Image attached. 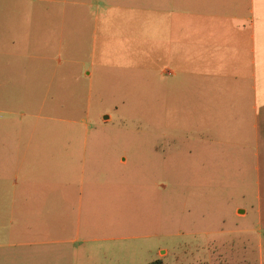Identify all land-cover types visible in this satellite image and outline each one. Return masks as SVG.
Masks as SVG:
<instances>
[{"label": "rangeland", "instance_id": "1", "mask_svg": "<svg viewBox=\"0 0 264 264\" xmlns=\"http://www.w3.org/2000/svg\"><path fill=\"white\" fill-rule=\"evenodd\" d=\"M204 19L200 24L208 29L206 15ZM46 26L44 36L54 32ZM135 27L138 47L133 53L121 54L126 38L120 37L115 47L117 27L109 33L113 37L102 42L91 89L89 81L69 77V71L72 77L85 70L83 66L44 62L39 82L46 90L54 78L53 90L34 138L39 158L43 149L39 180L47 195L57 196V182L74 180L68 160L79 148L74 147L78 138L89 137L81 236L74 243L70 241L76 235H50L45 240L61 241L60 264H152L158 260L164 264H264L254 156L243 150L215 156V146L209 143H194L197 149L189 152L188 137L215 135V88L203 92L197 84L203 109L196 117H191L196 107L182 115L180 82L159 77L151 68L146 14L139 15ZM6 32L17 42L7 46L10 58L0 67V101L6 95L12 100L8 105L16 108L8 123L11 129L21 118L27 123L24 135H28L30 161L35 156L31 126L35 119L32 110L22 106L30 107L36 100L32 101V81L23 71L32 65L26 55L41 47L34 43L25 47L18 29ZM66 67L75 71L64 72ZM62 104L79 107L70 110ZM71 117L85 118L84 126L58 122ZM100 183L107 186L96 188ZM94 199L105 204L102 211L107 207L109 212L91 214L86 207ZM246 209L244 218L239 212Z\"/></svg>", "mask_w": 264, "mask_h": 264}, {"label": "crops", "instance_id": "2", "mask_svg": "<svg viewBox=\"0 0 264 264\" xmlns=\"http://www.w3.org/2000/svg\"><path fill=\"white\" fill-rule=\"evenodd\" d=\"M143 14L148 24L151 68L159 77L180 82L181 114L196 107L191 116L196 117L203 109L198 87L203 92L215 88V135L188 137L189 152L197 149L194 143H209L215 146V156L237 155L240 150L254 156L259 225L264 229V0H0V67H5L10 58L11 42H17L6 31L18 29L25 47L33 43L41 47L26 55L32 65L23 71L25 78L32 81V101L36 100L30 107L22 106L32 110L31 118L35 119L34 124L31 122L35 156L30 161L28 135H24L27 123L21 118L11 129L8 123L16 108L8 105L12 100L6 95L0 101V264H60L61 241L50 242L45 237L76 235L70 241L74 243L81 236L89 137L85 134L78 138L74 147L79 148L68 160L74 180L57 182V196L47 195L39 180V159L42 167L44 154L40 149L39 158L34 136L54 82L51 79L46 90L42 80L39 82L44 62H58L61 67L63 61L68 66H83L85 70L72 77L69 71V77L89 81L91 89L102 42L111 39L109 33L117 27L115 47L120 37L126 38L128 44L124 43L121 54L133 53L138 47L135 25ZM204 15L210 22L208 29L200 24ZM45 23L46 29L54 32L44 36ZM73 67H66L64 72L68 68L74 72ZM53 69L56 74L57 68ZM65 106L62 104V108ZM67 107L77 110L79 106ZM62 120L75 126L85 123V118H58V122ZM28 162L34 166L31 168ZM60 186L64 192L60 193ZM46 196L52 199L45 200ZM46 202L50 206L45 209ZM104 206L94 199L86 208L91 214L102 215L109 212L107 207L102 211ZM239 213L246 218L248 210Z\"/></svg>", "mask_w": 264, "mask_h": 264}, {"label": "trees", "instance_id": "3", "mask_svg": "<svg viewBox=\"0 0 264 264\" xmlns=\"http://www.w3.org/2000/svg\"><path fill=\"white\" fill-rule=\"evenodd\" d=\"M152 264H164V263L161 260H158V261H156V262H154Z\"/></svg>", "mask_w": 264, "mask_h": 264}, {"label": "water", "instance_id": "4", "mask_svg": "<svg viewBox=\"0 0 264 264\" xmlns=\"http://www.w3.org/2000/svg\"><path fill=\"white\" fill-rule=\"evenodd\" d=\"M106 118H108V117H106Z\"/></svg>", "mask_w": 264, "mask_h": 264}]
</instances>
